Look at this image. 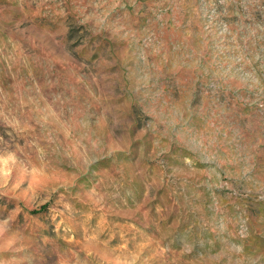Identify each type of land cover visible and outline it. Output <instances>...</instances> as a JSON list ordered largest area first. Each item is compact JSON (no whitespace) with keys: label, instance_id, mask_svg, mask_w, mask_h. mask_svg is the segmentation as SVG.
<instances>
[{"label":"rangeland","instance_id":"obj_1","mask_svg":"<svg viewBox=\"0 0 264 264\" xmlns=\"http://www.w3.org/2000/svg\"><path fill=\"white\" fill-rule=\"evenodd\" d=\"M0 264H264V0H0Z\"/></svg>","mask_w":264,"mask_h":264}]
</instances>
